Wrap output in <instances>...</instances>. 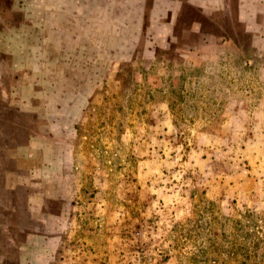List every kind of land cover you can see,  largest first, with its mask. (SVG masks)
Here are the masks:
<instances>
[{
    "label": "rangeland",
    "instance_id": "rangeland-1",
    "mask_svg": "<svg viewBox=\"0 0 264 264\" xmlns=\"http://www.w3.org/2000/svg\"><path fill=\"white\" fill-rule=\"evenodd\" d=\"M36 85L76 167L37 264H264V0H0V155Z\"/></svg>",
    "mask_w": 264,
    "mask_h": 264
},
{
    "label": "flooded vegetation",
    "instance_id": "flooded-vegetation-1",
    "mask_svg": "<svg viewBox=\"0 0 264 264\" xmlns=\"http://www.w3.org/2000/svg\"><path fill=\"white\" fill-rule=\"evenodd\" d=\"M33 87L34 88L31 89L32 93H30L31 95H34V98L36 99L33 106H27L26 109L23 108L25 111H22L21 107L16 102L19 116L23 117L29 115L34 118V125L32 126L33 128L27 132H23L25 136V142L23 144H15L14 147L8 149L7 152H4L2 155H0V186H2L3 183V175L1 171H10V169L13 168L12 160H10L11 155L17 152V150L22 152L23 150L27 149L29 145L36 139H38L37 142H39L41 147L44 148L46 154H48L49 166L55 169L56 177L49 183L48 186L41 187L44 195L48 192L51 193V195H49L47 198L45 197L42 201V215L40 220H26L28 210L26 211V209H24V204H16L17 207H19L18 210L20 215L24 216V225L27 224V226L31 225L33 227L32 230L34 233H36L38 241H36L37 239H33L34 241H32L31 244H24V249L20 250L14 245L12 240L19 241L18 238L20 240H24V235L21 237L18 236L17 238V236H15L12 231H5L3 228H0V264H9L10 260H14V264H37L36 256L38 255V252L47 248L48 240L51 238V231L58 230L56 227H54L55 223L65 219L67 215L68 202L70 201L69 188L72 186V178L74 177L72 172L73 169H76L69 157L68 152H64V147L60 148L62 151L60 154L59 151H57L55 147L56 142L54 141L55 137L51 138V136L54 135V131H52L53 128L51 127L52 121L48 119L47 121L45 120L43 124H40L39 122L45 117L42 114L44 112L43 108L48 106V102L45 94H43V90L51 89H43L39 85ZM53 90L58 91L62 89L53 86L52 91ZM40 129H42L44 132H41ZM16 134L17 130L11 135ZM1 137L2 136L0 135V138ZM2 138L3 140H10V138L6 136ZM15 138L17 140V137ZM9 164L11 165L9 166ZM22 193H24V190Z\"/></svg>",
    "mask_w": 264,
    "mask_h": 264
},
{
    "label": "crops",
    "instance_id": "crops-1",
    "mask_svg": "<svg viewBox=\"0 0 264 264\" xmlns=\"http://www.w3.org/2000/svg\"><path fill=\"white\" fill-rule=\"evenodd\" d=\"M34 97L31 94L25 96L21 94L16 102L23 111V108L34 105L36 101ZM37 141L38 139L22 152L17 150L12 154L10 160H12L13 168L10 171H1L3 183L0 186V228L12 231L17 238L24 235V240L19 238V241L12 240L20 250L24 249V244H31L33 239L38 241V237L31 225H24V216L20 215L16 204L22 203L24 209L28 210L26 220H40L42 201L51 195L48 192L45 196L41 187L48 186L56 177L55 169L49 166L48 154ZM23 190L24 193H22Z\"/></svg>",
    "mask_w": 264,
    "mask_h": 264
}]
</instances>
